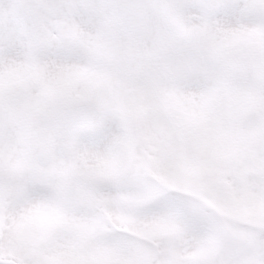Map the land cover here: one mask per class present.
<instances>
[{"label": "snow or ice", "instance_id": "6c2138e0", "mask_svg": "<svg viewBox=\"0 0 264 264\" xmlns=\"http://www.w3.org/2000/svg\"><path fill=\"white\" fill-rule=\"evenodd\" d=\"M0 264H264V0H0Z\"/></svg>", "mask_w": 264, "mask_h": 264}]
</instances>
